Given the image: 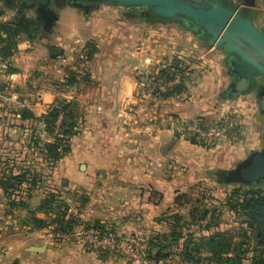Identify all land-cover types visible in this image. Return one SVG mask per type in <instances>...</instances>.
Here are the masks:
<instances>
[{
  "label": "crops",
  "instance_id": "crops-1",
  "mask_svg": "<svg viewBox=\"0 0 264 264\" xmlns=\"http://www.w3.org/2000/svg\"><path fill=\"white\" fill-rule=\"evenodd\" d=\"M256 6L253 21L264 29V9ZM52 11L56 19L48 31L37 21L44 38L19 35L12 54L0 56V175L13 164L15 172L22 163L41 177L29 194L27 183L10 197L0 186V253L9 250L8 256L0 255V264H187L179 247L157 261L139 262L77 243L62 244L51 238L48 224L37 226L33 219L53 223L59 215L56 206L80 196L82 203L93 205L89 223L111 224L116 233L134 236L154 253L157 248L149 243L156 237L166 241L161 235H167L171 220L164 218L177 205L175 196L200 179L207 165L229 168L261 145L248 134L234 147L223 141L206 150L178 137L175 127L200 117L211 123L231 103L240 110L249 105L240 102L244 96L229 104L215 98L227 82L221 54L179 25L130 19L120 16V9L100 8L60 25L61 10ZM72 39L76 49L86 43L94 49L87 76L66 85L74 65L68 54ZM168 58L187 69L185 93L163 96L135 74L151 72ZM57 97L76 102L78 130L69 139V151L42 168L43 153L30 146V138L43 131L42 115ZM244 98L255 108L254 100ZM25 110L34 119L22 118ZM48 195L53 200L44 207Z\"/></svg>",
  "mask_w": 264,
  "mask_h": 264
},
{
  "label": "trees",
  "instance_id": "trees-1",
  "mask_svg": "<svg viewBox=\"0 0 264 264\" xmlns=\"http://www.w3.org/2000/svg\"><path fill=\"white\" fill-rule=\"evenodd\" d=\"M107 4L118 5L114 3ZM254 16L255 11L251 15V20ZM148 21L171 22V18L157 16L154 19H148ZM37 28L38 23L36 20L28 17L16 19L15 21H0V56L2 58L10 56L16 46L14 42V40H16L15 38L20 34L28 35V38H30L31 34L37 31ZM181 28L188 30L184 26ZM198 40L206 45L204 37H199ZM85 47L87 48V55L90 57L94 48L90 43H86ZM186 71V67L179 65L178 59L175 58L172 59L168 69H160L158 72L159 76L163 77L165 80L172 79L175 73H180L182 75L178 84L162 92L161 95L172 96L184 93L186 91V85L183 77ZM71 80H74L72 76L69 80L65 81V84L68 85ZM75 105L76 102L74 100L55 98L41 118L43 122V131L50 140H41L35 132L31 134L30 142L43 153L44 160L51 162V164L56 163L69 151V139L77 133L78 113L76 112ZM22 118L34 119L31 112L27 110L23 111ZM57 120H59L58 123ZM197 123L202 127L207 126V121L201 117L198 118ZM190 140L191 143L197 142L193 138ZM13 167H15L14 164L11 166V170L3 172L0 175V186L4 190V194L10 197L14 191H20L24 183L30 186L25 188L26 193L29 194L33 185H35L38 180H41L39 173L27 166L24 167L22 163H20V167H16L15 172L12 171ZM183 193L184 192L175 196L177 205H181L179 200L181 196H183ZM234 196L236 197L235 200L240 199L238 203L231 206V210L235 208L234 210L241 209L242 211L247 209H261L264 207V194L261 192L251 189L248 192H244L241 197L238 193H234ZM52 200L53 197L51 195L46 196L43 200V206H50ZM11 203L22 204V201L11 199ZM58 207L59 205L56 206V211H58ZM189 214L193 216L192 211ZM59 215H55L51 222L58 225V230L64 231L70 223L67 220L66 225H64V218ZM199 217L200 219H204L206 217L205 211H203ZM167 219L171 220L170 230L166 236L161 235L166 241H163L161 237H156L153 241H150L149 244L156 247L157 250L154 253H150L149 249L146 250V258L148 260L157 261L159 257H166L170 254V248L179 247L181 260L187 264H264V246L257 244V238L255 236L258 224L247 217L245 222L249 231L241 228L242 239L240 238L237 241L233 240V236L223 232H215L207 237L201 236L202 238L196 239L192 232L184 233L183 228L185 227L182 225L178 226L179 220L183 219L179 213H172L164 218V220ZM191 219H194V217ZM33 221L37 226H45L48 224L47 221L40 219H33ZM93 224L99 227L103 225L97 224V222ZM228 253H230V255H228Z\"/></svg>",
  "mask_w": 264,
  "mask_h": 264
},
{
  "label": "water",
  "instance_id": "water-1",
  "mask_svg": "<svg viewBox=\"0 0 264 264\" xmlns=\"http://www.w3.org/2000/svg\"><path fill=\"white\" fill-rule=\"evenodd\" d=\"M102 3H114L129 7L145 6L148 10L135 12L124 11L126 16H134L144 21L157 16L171 18V22L186 27L195 37H204L207 46H213L222 57L228 83L220 94L234 100L241 93L260 88V99L253 101L264 109V29L259 30L251 21V13L257 0H239V7H228L225 2L211 0H98ZM77 7L85 15L93 9H80L73 0L64 5ZM51 11V18L44 29H50V23L56 19ZM2 15V12H0ZM233 79L230 81L229 77ZM264 180V142L250 150L233 167L218 173L221 183L250 185ZM242 214L256 222L260 227L255 236L258 245L264 246V207L243 210ZM38 248V247H33Z\"/></svg>",
  "mask_w": 264,
  "mask_h": 264
},
{
  "label": "rangeland",
  "instance_id": "rangeland-1",
  "mask_svg": "<svg viewBox=\"0 0 264 264\" xmlns=\"http://www.w3.org/2000/svg\"><path fill=\"white\" fill-rule=\"evenodd\" d=\"M234 1L236 5L239 3L238 0H234ZM256 2L258 3V6H256V8L264 9L263 0H257ZM99 8L100 9H120L121 11H128V12H132V11H136L137 9H140V7H129L125 5H112V4H107V3H102L95 9H99ZM58 10H61L60 12L62 13V19L60 20L61 22L59 21L60 25L67 24V23L69 24L73 21V18L76 15H79V17H81L80 15H82L81 14L82 12L80 10L68 4L63 5ZM27 15L33 17L30 11H27ZM120 16L125 17V14L121 12ZM128 18L136 19V17L134 16H128ZM7 20L8 19L2 20V21H7ZM252 22L256 25V27L260 28V30H263V28L259 27L260 26L259 24H257L254 21ZM76 31L78 30L76 29ZM42 32L40 30V27H38L37 31L35 33H32L30 38H33V39L36 38V41H38L44 38L42 36ZM20 35H22L21 37H24V38L28 37V35H25V34H20ZM18 37L19 36H17V38ZM18 40L16 39L14 40V42L17 44ZM68 45H70L69 46L70 51L68 54L69 55L70 53L72 54L71 57L74 58V65H75L77 51L80 47L76 49L77 42H74V39L70 40V43ZM169 60H170L169 63H171L172 59H169ZM71 68H69V70ZM187 74L188 72L186 71V74H184V77H183L184 82L190 81V80H187L188 79ZM72 75H73V70H72ZM227 83H228V78H227L226 84L223 85L221 90L225 88ZM187 89L188 88H186V91ZM215 98L225 100L227 101L226 103L228 104L231 103V99L224 98L223 94L221 95L216 94ZM239 100L240 102H246L249 106L247 107V110H239L240 114L237 115L234 112L238 113V111L237 110L233 111V109L234 108L239 109L238 106L232 103L230 104V131L232 132V134L230 135V139H232L231 136L234 135L235 141L230 140L227 142H230V145L234 147V145L245 140L246 135L248 136V134L249 135L253 134L256 136L257 142L259 144L261 140L260 131L262 129V125L264 126V123L259 126V122H258L260 120L259 112H257L254 106L253 108L250 106V103L247 102L248 100L246 98L240 97ZM242 111H244L245 113ZM219 118H217L216 120H219ZM257 118H258V121H257ZM255 120L257 121V123L255 122ZM196 122H197L196 120L192 119L193 124H196ZM209 124H212V122L209 123V121H207V125ZM190 139L191 137L188 139H184V140L189 142L190 144L201 146L203 147V149H206V150H209L216 145V144L207 145L201 142L200 140H195V139L194 140L197 142L191 143ZM30 146L33 147V144L31 142H30ZM37 150L39 151V149ZM212 159L214 160L215 158H212ZM239 160H235L233 163H231L230 167H233L235 163ZM54 164L55 163L51 164L50 162L45 161V163L42 164V168H47L48 166L54 165ZM207 166L208 168H205L201 172L202 175H199V177L201 178L198 179L196 182L192 183L191 185H188L185 192L183 193V196H181L179 200L181 205L174 206L173 207L174 209H172L171 213H179L181 215L183 219L179 220L178 226L182 225L183 227H185V228L182 227L184 233L192 232L195 235L196 239H199L201 236L207 237L208 235L210 234L212 235L215 232H219V233L223 232L228 235H231L233 236L234 241H237L240 238L242 239L241 228L247 229V230L249 228H247L246 226L247 225L245 222L246 216L242 214L241 209L237 208L238 210H234L235 208L234 209L232 208L231 210V206L234 205L235 203H238V200L240 199L239 198L238 200H235L236 197L234 196V193L240 194V197H241L244 192H248L252 189L254 191L261 192L262 194H264V183L259 184V185H252V186L238 184V183H221L220 181H218V173L228 167L226 166L217 167L213 165L211 166L207 165ZM59 185L61 186V184H58V186ZM74 195H77V194H74ZM72 197L74 198L75 202L82 203V201H84V199L80 196H72ZM60 204L61 202L59 203V205ZM191 211H192L193 216H190L189 214ZM203 211H205L206 217L204 219H200L199 216ZM192 217H194V219H191ZM99 224L104 225L106 223L99 222ZM228 255H230V253H228Z\"/></svg>",
  "mask_w": 264,
  "mask_h": 264
},
{
  "label": "built area",
  "instance_id": "built-area-1",
  "mask_svg": "<svg viewBox=\"0 0 264 264\" xmlns=\"http://www.w3.org/2000/svg\"><path fill=\"white\" fill-rule=\"evenodd\" d=\"M87 59V48L85 45H82L77 51L76 64L71 68L73 70L72 76L75 81H80L87 76ZM169 65V60L162 59L159 61L155 70L148 73L137 70L135 74L145 79V81L152 83L157 91L164 92L178 84L182 77L180 73H175L172 79L167 80L159 76V70L168 69ZM234 110L238 111V113L234 112L235 114H240V109L234 108L233 111ZM58 122L59 120H57V123ZM174 130L181 138L188 139L191 137L207 145L218 144L223 141H235L234 135L231 136L232 139H230V135L232 134L230 131V109L225 111V114H223L219 120L205 127L187 121L178 124ZM38 136L44 141L49 138L44 131L39 132ZM92 208L93 205L90 202L79 203L75 202L70 197L65 198L64 202L59 205L57 213L64 219H67L70 225L64 231H61L58 230L56 224L48 223L50 227L49 235L51 238H54L62 244L67 242L77 243L86 248H91L99 252L111 253L124 259L139 262L148 260L146 258V249L134 236L119 235L112 229L111 224H104L99 227L95 226L93 223H89L88 215ZM0 255L4 257L8 256L9 250L3 249Z\"/></svg>",
  "mask_w": 264,
  "mask_h": 264
},
{
  "label": "flooded vegetation",
  "instance_id": "flooded-vegetation-1",
  "mask_svg": "<svg viewBox=\"0 0 264 264\" xmlns=\"http://www.w3.org/2000/svg\"><path fill=\"white\" fill-rule=\"evenodd\" d=\"M66 1L67 0H0V12H2V15L0 16L7 15L6 16V19H8L7 21H15L16 19H21L24 17L33 18L36 20V22L37 21L39 22V25L41 24V29H44L46 26H48V23L51 18L52 12L49 10L59 9L65 4ZM73 1H75L76 3L80 5V9H95L100 5V2L98 0H73ZM211 1L225 2L226 6L228 7L230 6L239 7L240 6L239 5L240 3L236 5L234 0H211ZM74 8L78 9L77 7H74ZM140 10H148V8L145 6H142L140 7V9H137L136 11H140ZM27 11H30L33 17L27 15ZM132 12H135V11H132ZM251 21H253V19ZM229 79L231 81L233 78L230 76ZM260 93H261L260 88L252 89V86H251L247 91L241 93L239 96L248 97L249 99H252L257 102L258 99H260ZM262 107L263 106H261L260 104H257L255 106V109L257 110V112H259V115H260L259 125H262L264 123L263 122L264 121V109ZM262 128H263L262 129L263 132H262V137H261V143L264 142V126L263 125H262ZM262 183H264V180H260L259 182H256V183L253 182L250 184V186L259 185ZM259 227L260 226L258 225L257 229Z\"/></svg>",
  "mask_w": 264,
  "mask_h": 264
}]
</instances>
